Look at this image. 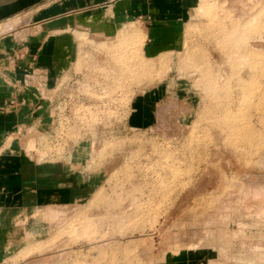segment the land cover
Masks as SVG:
<instances>
[{"label": "rangeland", "instance_id": "1", "mask_svg": "<svg viewBox=\"0 0 264 264\" xmlns=\"http://www.w3.org/2000/svg\"><path fill=\"white\" fill-rule=\"evenodd\" d=\"M196 5L161 45L148 44L162 34L137 18L103 41L78 36L72 74L41 95L52 108L35 153L55 169L56 194L42 198L41 236L23 240L13 263L254 260L247 249L264 227V0Z\"/></svg>", "mask_w": 264, "mask_h": 264}, {"label": "crops", "instance_id": "2", "mask_svg": "<svg viewBox=\"0 0 264 264\" xmlns=\"http://www.w3.org/2000/svg\"><path fill=\"white\" fill-rule=\"evenodd\" d=\"M197 2L0 0V26L13 25L7 32L0 31V264H35L28 260L13 263L12 259L24 252L23 240L41 236L34 234L39 224L36 216L42 205L49 206L42 198L50 201L56 194L55 169L38 162L35 153L45 132L42 127L50 124L52 108V102L41 95L56 94L60 79L72 74L80 47L78 36L103 41L121 29L122 18H137L162 34L148 44L161 45L163 32L166 36L179 28L186 9L196 7ZM29 142L33 149H28ZM256 242L247 249V254L256 257L245 264H264V227ZM181 262L169 260L167 264H186Z\"/></svg>", "mask_w": 264, "mask_h": 264}]
</instances>
